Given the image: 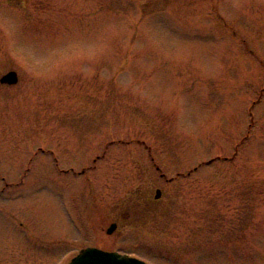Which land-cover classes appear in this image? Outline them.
Returning a JSON list of instances; mask_svg holds the SVG:
<instances>
[{"label":"rangeland","instance_id":"374dc122","mask_svg":"<svg viewBox=\"0 0 264 264\" xmlns=\"http://www.w3.org/2000/svg\"><path fill=\"white\" fill-rule=\"evenodd\" d=\"M8 70L0 264H264V0H0Z\"/></svg>","mask_w":264,"mask_h":264},{"label":"water","instance_id":"95a60500","mask_svg":"<svg viewBox=\"0 0 264 264\" xmlns=\"http://www.w3.org/2000/svg\"><path fill=\"white\" fill-rule=\"evenodd\" d=\"M17 72L10 70L0 78L1 83L14 84L17 82ZM160 189H156L155 198L160 196ZM115 224L108 227L107 232L111 233ZM67 264H148L144 260L129 256L126 253L108 251L98 247H85L74 255Z\"/></svg>","mask_w":264,"mask_h":264},{"label":"flooded vegetation","instance_id":"af4514ba","mask_svg":"<svg viewBox=\"0 0 264 264\" xmlns=\"http://www.w3.org/2000/svg\"><path fill=\"white\" fill-rule=\"evenodd\" d=\"M8 71H10V70H8ZM8 71H6V72H8ZM5 72V73H6ZM1 78V77H0ZM1 83V82H0ZM3 84H6V83H3ZM14 84H16V83H14ZM7 85H11V84H7ZM36 153H37V151H35ZM55 161H56V158H55ZM94 161H96L95 159H94ZM56 165H58V163H56ZM69 169L71 168V167H68ZM85 172V169H83L82 168V170L80 171V173H84ZM168 180H172L171 178H169ZM115 224V228L114 229H116V227H117V223L116 222H114V221H112V222H110L109 223V225L107 226V228L105 229V231H106V234H108V235H110V234H112V232L114 231V229H113V231L111 232V233H108L107 232V230H108V227L111 225V224ZM90 246H97V247H99V248H102V249H104V250H111L110 248H103L102 246H98V245H95V244H93V245H90Z\"/></svg>","mask_w":264,"mask_h":264}]
</instances>
